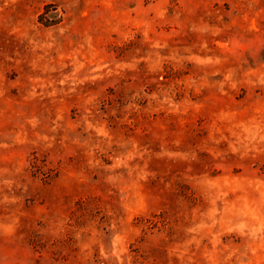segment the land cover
I'll use <instances>...</instances> for the list:
<instances>
[{
	"label": "rangeland",
	"instance_id": "1",
	"mask_svg": "<svg viewBox=\"0 0 264 264\" xmlns=\"http://www.w3.org/2000/svg\"><path fill=\"white\" fill-rule=\"evenodd\" d=\"M0 264H264V0H0Z\"/></svg>",
	"mask_w": 264,
	"mask_h": 264
}]
</instances>
